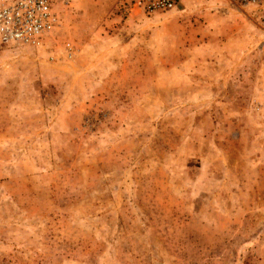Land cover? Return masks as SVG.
<instances>
[{"label": "rangeland", "instance_id": "374dc122", "mask_svg": "<svg viewBox=\"0 0 264 264\" xmlns=\"http://www.w3.org/2000/svg\"><path fill=\"white\" fill-rule=\"evenodd\" d=\"M56 13L0 45V264H264V0Z\"/></svg>", "mask_w": 264, "mask_h": 264}, {"label": "built area", "instance_id": "2783aa9c", "mask_svg": "<svg viewBox=\"0 0 264 264\" xmlns=\"http://www.w3.org/2000/svg\"><path fill=\"white\" fill-rule=\"evenodd\" d=\"M70 0H0V45L40 46L58 23L56 7ZM258 5L262 0H230ZM129 11L147 15L169 12L180 0H122ZM264 21V16H262ZM69 50V44H66Z\"/></svg>", "mask_w": 264, "mask_h": 264}, {"label": "crops", "instance_id": "0c3cea01", "mask_svg": "<svg viewBox=\"0 0 264 264\" xmlns=\"http://www.w3.org/2000/svg\"><path fill=\"white\" fill-rule=\"evenodd\" d=\"M182 1H184V0H180V3L178 4V6L182 3Z\"/></svg>", "mask_w": 264, "mask_h": 264}]
</instances>
